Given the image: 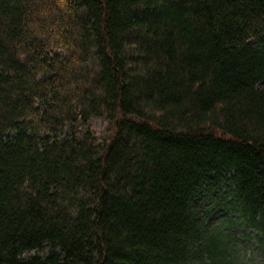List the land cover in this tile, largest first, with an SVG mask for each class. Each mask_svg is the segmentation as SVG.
<instances>
[{"label":"trees","instance_id":"16d2710c","mask_svg":"<svg viewBox=\"0 0 264 264\" xmlns=\"http://www.w3.org/2000/svg\"><path fill=\"white\" fill-rule=\"evenodd\" d=\"M223 182L264 236V0H0V264H243Z\"/></svg>","mask_w":264,"mask_h":264},{"label":"rangeland","instance_id":"374dc122","mask_svg":"<svg viewBox=\"0 0 264 264\" xmlns=\"http://www.w3.org/2000/svg\"><path fill=\"white\" fill-rule=\"evenodd\" d=\"M80 123V129L84 132L91 129L95 133L104 130L105 123L101 120H89ZM221 190H214L200 200L199 217L205 226L220 225L226 232L233 247L238 251L243 264H261L264 262V236L251 227L242 216L231 209L233 198L229 191V184L223 182ZM36 252V251H34ZM34 252L25 253L28 257Z\"/></svg>","mask_w":264,"mask_h":264}]
</instances>
